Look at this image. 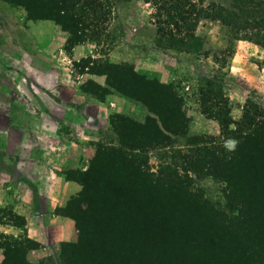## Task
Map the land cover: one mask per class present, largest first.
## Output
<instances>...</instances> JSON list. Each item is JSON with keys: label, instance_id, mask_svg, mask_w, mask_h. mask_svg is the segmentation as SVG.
<instances>
[{"label": "trees", "instance_id": "16d2710c", "mask_svg": "<svg viewBox=\"0 0 264 264\" xmlns=\"http://www.w3.org/2000/svg\"><path fill=\"white\" fill-rule=\"evenodd\" d=\"M1 1L22 8L29 21L53 22L67 36L64 50L69 55L76 46L112 41L116 0ZM138 1H155L156 33L169 47L197 52L196 30L207 20L224 26L229 42L245 40L264 48V0ZM82 62L91 74L104 77V84L87 80L82 93L98 101L119 94L140 103L156 120L149 126L119 117L127 136L124 147L98 144L87 169L78 172L81 190L60 211L77 231L74 242L59 246L63 264H264V117L259 107L246 103L235 128L229 129L228 100L220 98L213 107L214 98L204 97L202 113L218 121L234 148L190 138L182 172L173 165L154 172L146 154L188 133L182 95L128 64L90 56ZM190 172L224 184L223 209L194 187ZM5 225L21 229L25 221L0 208V226ZM39 247L26 234L0 232L1 264H34L27 253Z\"/></svg>", "mask_w": 264, "mask_h": 264}, {"label": "rangeland", "instance_id": "374dc122", "mask_svg": "<svg viewBox=\"0 0 264 264\" xmlns=\"http://www.w3.org/2000/svg\"><path fill=\"white\" fill-rule=\"evenodd\" d=\"M205 1L206 4L229 2ZM154 8L155 1L116 0L109 27L111 43L99 47L86 43L78 46L77 50L74 48L69 55L64 50L67 36L53 22L29 21L22 8L12 7L0 0V107L2 110L14 109L16 114L10 120L23 127L35 123L36 118L30 115V109H39V98L53 103L54 107L62 105L63 99L65 108L86 110L88 107L85 103L77 105L72 102L78 93L77 87L80 89L90 79L104 84V77L91 74V67H84L86 62L82 60L89 56L107 59L113 63L131 65L137 72L169 84L184 99L188 133L175 138L170 146L146 154L151 171L157 172L163 165H173L182 172V155L189 150L187 144L190 138L225 142L230 150L233 149L236 143L232 137L226 135L218 121L202 113L203 99L214 98L210 104L213 107L218 100L221 102L220 98L228 100L226 108L233 122L229 129L235 128L246 103L256 104L260 116L264 117V48L245 40L229 42L225 27L219 22L207 20H202L196 30L199 39L197 52L169 47L167 40L156 33ZM206 51L208 54L204 55ZM82 95H85L86 101L93 98L84 93ZM114 95L123 99L119 94ZM129 102L136 105L134 113L129 112L131 116L123 111L97 119L92 117L93 114L89 116L84 112L74 114L69 125L62 127L60 141L53 129L56 123L49 119L45 145L53 154L58 146H63V160H90L88 157L92 148L89 147L95 149L101 143L124 147L127 136L120 118H131L149 126L155 125L153 120H156L140 103ZM220 106L225 104L222 102ZM98 111L94 110V113ZM0 121L2 124L7 121L6 116L2 115ZM88 164L85 162L76 169L64 167L62 172L66 178L76 180L78 172L87 169ZM189 176L193 179L194 187L202 190L215 207L224 208V184L221 181L210 175L191 172ZM20 230L22 232L17 237L26 234L23 227ZM0 232L4 233L1 229ZM72 237L74 242L77 238L75 228L72 229ZM45 254L39 259L31 258L34 260L31 263L63 264L59 246Z\"/></svg>", "mask_w": 264, "mask_h": 264}, {"label": "crops", "instance_id": "0c3cea01", "mask_svg": "<svg viewBox=\"0 0 264 264\" xmlns=\"http://www.w3.org/2000/svg\"><path fill=\"white\" fill-rule=\"evenodd\" d=\"M78 48L75 47L76 50ZM77 92L72 102L77 105L85 103L88 107L86 110L65 108L63 99L62 105L54 107L53 103L49 104L39 98L40 100H37L39 109H30V115L35 116L36 121L33 125L25 127L18 126L15 120H10V117L16 114L14 109L2 110L0 107V119L2 115L7 118L3 124L0 121V208H7L21 216L25 221L26 236L40 245L39 249L27 253L30 262L34 261L31 258L44 257L49 249L54 247L57 249L63 242H73L74 222L63 216L60 211L70 198L81 190V186L75 179L66 178L62 168L69 166L76 169L75 167L84 165L85 162L89 163L87 158L63 160V146H58L54 154L48 150L45 143L48 139L49 121H55L53 129L60 141V136L62 137L60 126L65 128V124L69 125V120L74 114L81 115L80 112H84L89 116L93 114L92 117L97 119L102 115L108 117L110 113L122 111L131 116L130 113H134L136 109V105L129 102L126 97L121 99L110 94L104 101L93 98L86 101L79 87ZM122 106L123 109H127L122 110ZM93 107L94 110L99 109L98 113H94ZM89 148H92L88 157L91 159L95 149ZM0 229L15 236L21 231L8 225L1 226ZM2 260L3 254L0 250V264Z\"/></svg>", "mask_w": 264, "mask_h": 264}]
</instances>
